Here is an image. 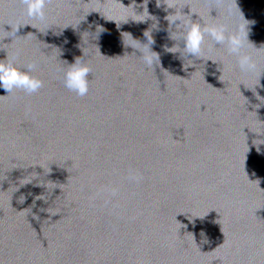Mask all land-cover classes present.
Masks as SVG:
<instances>
[{"label":"water","instance_id":"water-1","mask_svg":"<svg viewBox=\"0 0 264 264\" xmlns=\"http://www.w3.org/2000/svg\"><path fill=\"white\" fill-rule=\"evenodd\" d=\"M235 2L257 71L210 37L185 70L165 17L231 32ZM148 29L153 69L123 44ZM82 38L85 96L63 84ZM6 58L44 86L0 87V264H264V0H50L44 22L0 0Z\"/></svg>","mask_w":264,"mask_h":264},{"label":"clouds","instance_id":"clouds-1","mask_svg":"<svg viewBox=\"0 0 264 264\" xmlns=\"http://www.w3.org/2000/svg\"><path fill=\"white\" fill-rule=\"evenodd\" d=\"M22 2L26 7V14L28 17L38 19L41 22H44L46 20V7L50 0H22ZM166 7L175 9L170 5H166ZM132 8L138 15L143 13L146 9L145 7L143 12L137 13L133 6ZM227 12L228 15H234L237 13L239 14L240 22L237 24L235 31L229 32L223 24L201 23L200 20H193L191 18L192 13L186 14L182 12V9L179 12H177L175 9L174 12L169 13L165 17V19L169 23V28L171 29L173 25H175L176 28V31H171L170 33L171 39L183 42V47H180V44L176 43L167 48V50L172 53L179 52L180 56L184 58V60L185 58L193 60V63L191 64H186L184 62L183 66L185 70L190 66L195 68V60L197 59L204 63L209 60L212 61L211 58H205L204 56L206 37H210L211 40L216 44L226 46L228 54L235 57L236 63L241 73L249 74L257 71V64L253 59L252 52L249 49L254 46L257 50H259L260 47H256L249 41L248 38L249 25L254 22L249 21L244 17L236 2L235 7L228 8ZM149 15L150 14L148 13V15L143 19H138L135 21H145L146 18L149 17ZM152 19H155V17H152ZM108 20L117 22L115 19ZM31 26L38 29L36 25ZM117 26L119 27V24H117ZM156 27L157 25L154 24L153 28ZM49 28L50 27L46 29ZM18 29L19 27H17V31ZM103 31L104 29L98 26L97 32L93 34L95 39L99 38V35ZM84 33H87L89 37V33L87 31H85ZM123 33H126L129 37L127 41H125V39L123 38L124 46H130L132 49L139 51V55L136 54V51H133L129 55L135 54L140 57L144 65L148 68L153 69L155 65H159V53L152 49V45L155 43V40L152 36V29H148L144 32V36L147 38L146 42H141L140 40L134 38L129 32ZM173 33H175V35H173ZM87 42L90 43L89 40ZM84 45L85 41L82 38V44L80 45V47L82 49L83 55L76 57L74 62L72 63H68L66 61L68 67L64 71L63 78L64 86L68 90L75 92L79 96H85L88 94L90 86L88 74L92 72L91 67L84 61V56L86 55V48ZM189 54L192 58H188ZM35 68L36 65L34 63H28L22 70L16 67L15 63L12 60H8L7 58L0 60V87H3L7 92H12L15 89H21L29 94L39 91V89L44 86V81L39 77L33 75ZM262 72H260V76ZM129 178L135 181H139L141 177L137 172L130 170Z\"/></svg>","mask_w":264,"mask_h":264}]
</instances>
